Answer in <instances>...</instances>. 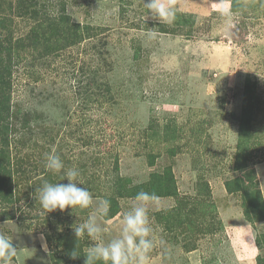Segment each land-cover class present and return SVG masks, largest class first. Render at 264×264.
Listing matches in <instances>:
<instances>
[{"label":"rangeland","instance_id":"obj_1","mask_svg":"<svg viewBox=\"0 0 264 264\" xmlns=\"http://www.w3.org/2000/svg\"><path fill=\"white\" fill-rule=\"evenodd\" d=\"M57 1L65 2L73 23L105 29L112 70L94 68L92 59L99 58L86 42L50 59H41L42 46L23 50L19 45L28 42L23 38L34 21L18 16V0L0 1L11 19L0 23V37L10 31L13 45L22 40L10 57L18 62L11 100L23 113L14 121L17 136L25 130L16 140L26 146L11 145L20 174L13 182L18 201H0V233L13 238L18 250L12 264H84L92 242L86 236L78 241L74 227L94 210L96 198L112 194L117 175L138 185L168 168L177 195L160 198L150 210L157 236L152 264H256L258 255L264 258L256 242L264 222L246 221L241 194L225 187L246 171L239 169L253 168L264 199V0H230L239 10L227 34L217 0H176L172 24L155 21L147 0H39L52 16ZM31 57L38 59L35 67ZM87 79V88L101 92L77 94ZM247 108L252 127L242 155L238 117ZM25 114L32 123L23 129ZM82 138L92 144L83 146ZM49 139L62 145L56 153L65 167L80 170L84 183L78 186L92 193V209L42 214L36 190L45 181L68 183L62 172L44 166L46 153L56 150L43 146ZM117 202L105 241L118 234L132 199Z\"/></svg>","mask_w":264,"mask_h":264},{"label":"trees","instance_id":"obj_2","mask_svg":"<svg viewBox=\"0 0 264 264\" xmlns=\"http://www.w3.org/2000/svg\"><path fill=\"white\" fill-rule=\"evenodd\" d=\"M2 1V0H0ZM56 7H59L57 10V14L52 16L47 12L46 4H42L39 0H18L17 14L20 17L31 18L34 21V26L30 31L28 38H23L24 40H28L27 43L23 45H19L23 48V50H38L40 46H42V58L50 59L51 56H57L59 53L65 51L66 49L79 46L82 43L86 42L87 46L92 49L95 55L99 58H93V66L94 68L99 70L103 69V72H110L112 70V63L108 58V53H106L107 44L102 39V33L105 29L101 27H92L88 24H75L71 21L70 16L66 13L64 9L65 2L61 1L56 2ZM232 10L237 12L239 6L233 2ZM5 9L2 7L0 3V23L3 20H9L10 18L5 17ZM28 19V18H27ZM1 28H5V25L1 24ZM0 28V29H1ZM22 40L18 39L15 42V45L12 43V36L9 31L8 34H5L3 37H0V201L6 203L8 205H14L18 201L15 197L13 182L16 178L20 177L18 171V164H12V155H11V145H15L16 142L23 143L19 138L16 140V137L20 135H24L23 130L19 136L16 135V129H14V121L19 118V116H23V113L20 114L14 111V105L12 103V91H13V68L18 65V62L11 59V54L14 49ZM107 56V58H106ZM55 58V57H54ZM38 62V59H33L29 62L31 67H35L34 63ZM101 65V67L99 66ZM105 65L107 69H105ZM55 68V67H54ZM93 68V67H92ZM55 71V70H54ZM93 76H99L92 74ZM88 78L87 76H83ZM82 78V77H81ZM36 80L38 78H35ZM80 80V79H79ZM78 80V81H79ZM90 81L86 80V89H80L79 85L77 94H88L93 95L95 93L101 92L99 88H95L94 86L88 87V83ZM90 89V90H89ZM89 90V91H88ZM106 93L110 94L109 89L106 90ZM109 98L108 96H105ZM98 98L96 102H98ZM103 102V101H102ZM250 109L247 108L240 113V117H238V122L240 123V128L238 132V136L240 139V144L238 146L239 153L245 155L248 150V132L252 127V117L250 116ZM35 117V122L39 120V117ZM70 120V118H69ZM23 129L32 123L31 117H28L26 114L23 117ZM69 122V121H68ZM37 126H41V123H36ZM164 128L163 131H165ZM49 138V137H48ZM47 138V139H48ZM86 138V137H85ZM83 146H89L92 144L89 139H81ZM55 141L49 139V141L45 142L43 146L48 148H56L55 151L62 150V145H56ZM25 144L23 143V148H25ZM17 153V150L15 149ZM16 155V154H15ZM154 157L152 156L151 159ZM91 157L87 156V160L89 161ZM104 160V159H103ZM79 161V158L74 162V159L71 163ZM153 164V160L150 162V165ZM243 164L245 162L243 160ZM115 172L118 171L117 161L114 167ZM246 170L242 171L241 175H234L232 179L225 181V187L229 193H240L242 198V203L244 207V216L245 220L249 223L256 222H264V199L262 197L261 191L259 189V184L257 181V177L255 174V170L253 168L250 169H239ZM106 176V175H105ZM110 177V176H109ZM113 192L110 196L106 197L111 202V207L108 213V216L105 219H111L119 212L118 199H124L135 196V194L141 190L155 192L160 198L173 197L176 196V187L175 181L172 176L171 170L168 168L163 170L161 173H152L149 178L138 185L127 184L125 180L121 177H115L113 181ZM204 190L208 191L207 184H205ZM199 193L197 194V198H199ZM256 242L260 248H264V235L257 234ZM14 260V259H13ZM256 264H264V258L259 255L256 257Z\"/></svg>","mask_w":264,"mask_h":264},{"label":"clouds","instance_id":"obj_3","mask_svg":"<svg viewBox=\"0 0 264 264\" xmlns=\"http://www.w3.org/2000/svg\"><path fill=\"white\" fill-rule=\"evenodd\" d=\"M218 13L223 21L225 34L235 27L236 13L232 10L230 0H217ZM176 0H147L144 6L150 16L159 23L172 24L176 20ZM150 34L157 33L150 29ZM45 168L52 173H63L62 181L68 183H50L45 181L36 190L42 214L65 209L88 210L93 208L92 193L83 185L81 172L76 166L65 167L64 161L55 149L46 153ZM131 205L122 212L119 231L116 236L105 241L104 235L110 231L108 216L111 202L107 198H96L95 208L87 219L74 227L77 240L85 236L91 241L86 247L84 264H152V253L157 246L156 230L154 229L150 210L157 208L160 197L155 192L141 190L131 198ZM73 253V256L78 255ZM18 256L13 238L0 233V264H12Z\"/></svg>","mask_w":264,"mask_h":264}]
</instances>
